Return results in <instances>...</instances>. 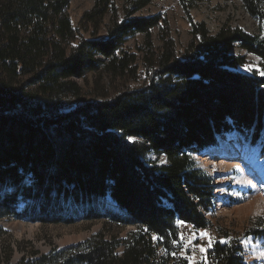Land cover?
Instances as JSON below:
<instances>
[{"label":"trees","instance_id":"trees-1","mask_svg":"<svg viewBox=\"0 0 264 264\" xmlns=\"http://www.w3.org/2000/svg\"><path fill=\"white\" fill-rule=\"evenodd\" d=\"M152 1L94 0L75 27L72 0H0V220L104 223L83 243L20 264H190L173 241L182 224L211 229L216 197L196 158L229 135L264 157V76L237 72L247 55L264 71V0H241L263 35L192 22L196 45L182 56L163 17L137 16ZM90 73L111 81L108 94L96 83L101 102L75 82ZM115 226L138 231L109 241ZM257 226L246 237L264 240ZM217 233L196 264H248L242 239Z\"/></svg>","mask_w":264,"mask_h":264},{"label":"rangeland","instance_id":"rangeland-1","mask_svg":"<svg viewBox=\"0 0 264 264\" xmlns=\"http://www.w3.org/2000/svg\"><path fill=\"white\" fill-rule=\"evenodd\" d=\"M93 6L94 0H72L69 15L75 27ZM137 16L163 17L167 21L180 56L191 44H195L191 33L192 22L205 24L212 34L229 25L241 29L252 37L263 35L258 19L249 14L241 0H153L149 6L138 12ZM157 34V30L153 31V39L156 46H159L161 42ZM86 37L89 36L86 34ZM104 37L105 34L100 36L101 39ZM143 40V35L138 36L128 43V48L133 53H138V45L142 44ZM233 53L237 56L245 55L238 47ZM246 59V65L240 67L237 72L247 76H264L260 74L263 71L260 58L247 55ZM248 66L252 67L251 71L248 70ZM97 81L100 83V88L105 89L106 94L111 92V81L106 76L99 78L94 73H90L84 78L75 80L81 88L83 99L102 101L101 98L95 97L98 91ZM142 84L139 82L132 87L135 89ZM78 105L79 102L69 104L66 112L73 111ZM196 159L198 167L212 179L216 197L214 213L207 217L211 222V229L199 231L189 225L180 226L181 238L182 236L189 238L194 246L187 248V251H190L191 257L198 262L203 256L199 247L208 244L207 239H201L199 234L207 232L216 241L220 239L217 232L222 235L227 232L230 237L242 239L248 264H264V260L258 259L259 254L264 252V240L246 237L249 230L259 228L257 222L264 220V157L260 153V148L249 147L241 137L229 135L221 138L218 148ZM113 208L116 209L114 206ZM102 231H104L103 222L65 225L2 219L0 220V264H20L23 258L33 259L47 255L54 249L63 250L76 246ZM137 231L136 226H115L105 233L109 241H124ZM122 253L121 246L118 254ZM9 257L10 260L7 261Z\"/></svg>","mask_w":264,"mask_h":264},{"label":"snow or ice","instance_id":"snow-or-ice-1","mask_svg":"<svg viewBox=\"0 0 264 264\" xmlns=\"http://www.w3.org/2000/svg\"><path fill=\"white\" fill-rule=\"evenodd\" d=\"M248 70L251 71L252 70V67L251 66H248ZM257 70L259 71V69H257ZM260 74L261 75H264V71H261ZM178 223H183V222H178ZM261 223L264 224V220H262ZM199 235H200V238L201 239H207V241H208V244L206 246H200L199 247V250H200L201 254H204V253H206L207 248H209V247H211L213 245V243L215 242V240L207 232H201ZM156 238L159 239V237H156ZM220 242L221 243L228 244V243L231 242V239L228 238V239L222 240ZM173 243L177 244V246L181 250L180 251V254L181 255H184V258L187 259V260H189L190 264H196L195 258L187 255V248L194 247L191 244V241H190L189 238H185V237L182 236V239L180 241H173ZM173 255H177V254L176 253H173ZM258 259L264 260V252H261L259 254Z\"/></svg>","mask_w":264,"mask_h":264},{"label":"bare ground","instance_id":"bare-ground-1","mask_svg":"<svg viewBox=\"0 0 264 264\" xmlns=\"http://www.w3.org/2000/svg\"><path fill=\"white\" fill-rule=\"evenodd\" d=\"M228 156H232V155H228ZM264 188V187H263Z\"/></svg>","mask_w":264,"mask_h":264}]
</instances>
